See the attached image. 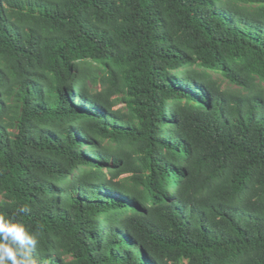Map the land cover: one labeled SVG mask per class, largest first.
<instances>
[{
	"label": "trees",
	"instance_id": "obj_1",
	"mask_svg": "<svg viewBox=\"0 0 264 264\" xmlns=\"http://www.w3.org/2000/svg\"><path fill=\"white\" fill-rule=\"evenodd\" d=\"M0 216L32 264H264V0H0Z\"/></svg>",
	"mask_w": 264,
	"mask_h": 264
},
{
	"label": "clouds",
	"instance_id": "obj_2",
	"mask_svg": "<svg viewBox=\"0 0 264 264\" xmlns=\"http://www.w3.org/2000/svg\"><path fill=\"white\" fill-rule=\"evenodd\" d=\"M37 243L23 223L0 216V264H32L29 252Z\"/></svg>",
	"mask_w": 264,
	"mask_h": 264
},
{
	"label": "rangeland",
	"instance_id": "obj_3",
	"mask_svg": "<svg viewBox=\"0 0 264 264\" xmlns=\"http://www.w3.org/2000/svg\"><path fill=\"white\" fill-rule=\"evenodd\" d=\"M214 76L222 83L223 86H225L227 84L226 81L221 77L220 74L214 73ZM87 82H88L89 88L90 87H96V85L93 84L91 80H87Z\"/></svg>",
	"mask_w": 264,
	"mask_h": 264
}]
</instances>
